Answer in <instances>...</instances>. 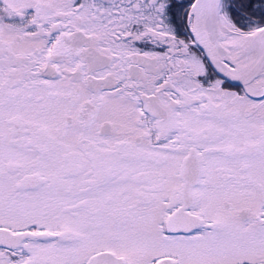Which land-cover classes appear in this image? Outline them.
Here are the masks:
<instances>
[{
    "label": "snow or ice",
    "instance_id": "obj_1",
    "mask_svg": "<svg viewBox=\"0 0 264 264\" xmlns=\"http://www.w3.org/2000/svg\"><path fill=\"white\" fill-rule=\"evenodd\" d=\"M0 264H264V0H0Z\"/></svg>",
    "mask_w": 264,
    "mask_h": 264
}]
</instances>
